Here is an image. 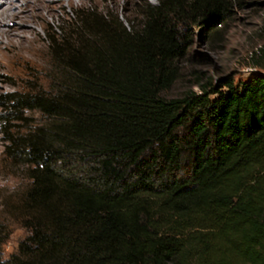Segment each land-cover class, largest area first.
Listing matches in <instances>:
<instances>
[{"label":"trees","instance_id":"1","mask_svg":"<svg viewBox=\"0 0 264 264\" xmlns=\"http://www.w3.org/2000/svg\"><path fill=\"white\" fill-rule=\"evenodd\" d=\"M233 5L157 0L128 26L88 9L48 36L59 83L0 109L31 180L0 264H264V74L164 95L189 25L213 34ZM31 110L44 122L10 124Z\"/></svg>","mask_w":264,"mask_h":264},{"label":"rangeland","instance_id":"2","mask_svg":"<svg viewBox=\"0 0 264 264\" xmlns=\"http://www.w3.org/2000/svg\"><path fill=\"white\" fill-rule=\"evenodd\" d=\"M156 3L157 0H88L58 8L56 15L39 22L33 36L35 49L28 58L2 51L0 109L7 94L34 88L50 91L59 83L61 68L51 57L47 39L67 23H74L77 12L93 9L128 26L141 22L148 6ZM233 3L226 21L216 26L217 32L212 34L200 25H189L190 46L178 63L179 77L164 92L166 97L200 92L225 77L236 85L252 74H264V0H233ZM22 117L23 120L10 124L28 128L44 122L37 110L26 111ZM2 131L0 125V260L16 253L19 242L28 234L20 221V205L31 181L27 166L17 164L3 153Z\"/></svg>","mask_w":264,"mask_h":264},{"label":"bare ground","instance_id":"3","mask_svg":"<svg viewBox=\"0 0 264 264\" xmlns=\"http://www.w3.org/2000/svg\"><path fill=\"white\" fill-rule=\"evenodd\" d=\"M88 0H0V56L11 51L28 58L34 52L33 36L39 22L56 15L65 4H84ZM2 60V59H1Z\"/></svg>","mask_w":264,"mask_h":264}]
</instances>
